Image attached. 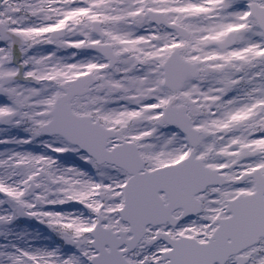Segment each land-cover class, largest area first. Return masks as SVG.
I'll return each instance as SVG.
<instances>
[{"label":"snow or ice","instance_id":"1","mask_svg":"<svg viewBox=\"0 0 264 264\" xmlns=\"http://www.w3.org/2000/svg\"><path fill=\"white\" fill-rule=\"evenodd\" d=\"M0 264H264V0H0Z\"/></svg>","mask_w":264,"mask_h":264}]
</instances>
